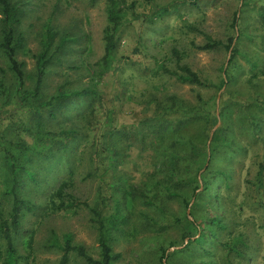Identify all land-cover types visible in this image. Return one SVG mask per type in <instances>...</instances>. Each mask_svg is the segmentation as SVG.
I'll return each instance as SVG.
<instances>
[{"label":"rangeland","instance_id":"374dc122","mask_svg":"<svg viewBox=\"0 0 264 264\" xmlns=\"http://www.w3.org/2000/svg\"><path fill=\"white\" fill-rule=\"evenodd\" d=\"M10 1L29 92L0 48V209H16L18 264H58L67 235L100 259L98 221L120 255L111 264H161L163 249L166 264H264V0H126L137 17L128 12L103 75L105 0ZM48 22V55L67 41L33 96ZM208 37H232L231 48L196 47ZM178 65L212 87L167 73ZM167 161L182 182L166 180ZM64 181L73 203L56 210ZM66 264L86 262L70 251Z\"/></svg>","mask_w":264,"mask_h":264},{"label":"trees","instance_id":"16d2710c","mask_svg":"<svg viewBox=\"0 0 264 264\" xmlns=\"http://www.w3.org/2000/svg\"><path fill=\"white\" fill-rule=\"evenodd\" d=\"M106 3V21L107 25L103 32V54L100 59L96 62L100 75L106 73L112 67L114 60L116 59V46L119 31L122 27V24L126 20V16L129 11H131V15L133 17H137L135 12L132 9V4H128L126 0H105ZM0 12H1V21L3 23L2 27V40L0 43V48L7 58L10 66V70L14 73L16 79L18 80V88L22 91V93H28L29 91L24 89V71H23V63L19 62L16 58V51L19 48H22L24 37L21 33L17 32L16 25L20 22V14L18 8L11 3L10 0H0ZM238 16L235 13L232 20V27H236ZM54 32L51 30L49 22L44 26L42 44V51L34 55L36 60V75H35V84L31 94L36 96L43 83V78L46 73L48 66L52 63V61L58 59L57 54H60L61 49L67 39L62 38L57 45V47L48 55L50 48L52 47L54 40ZM233 38L229 37L227 43L220 40H212L208 37V41L201 45L196 46L199 49H212L218 46H224L227 50L231 48ZM235 50V49H234ZM174 55L179 57V53L174 50ZM171 75L177 77L180 82H187L190 84H196L202 87H212V84L207 82V80L202 79L198 76V74L193 71L190 67L186 65H178L176 71H168ZM84 91L73 92L74 95H81ZM199 97V95H198ZM147 128L148 131L157 130L160 131L162 129H166L169 123L163 120L160 124H149L146 122H142ZM176 130V128H173ZM140 131H144L141 129ZM71 136V133H66ZM66 138V137H65ZM63 138V139H65ZM164 155V154H163ZM7 160L8 168L12 169L11 173H14L15 163ZM171 163H176L178 159H174L173 157L169 160ZM166 162V180L171 182H182L181 174H183V170L181 171L179 168L175 167V165ZM261 168H264V162L261 163ZM68 182V181H67ZM67 182H62L57 187V189L50 194L49 204L52 208L59 210H68L72 206L73 197L66 193L65 188L67 187ZM162 182V181H159ZM199 185L196 184L192 190V194L195 193L196 189H198ZM182 199H185V196H182ZM184 197V198H183ZM15 204L19 203V200L15 199ZM187 202V201H186ZM93 213L97 215V211L93 210ZM16 209H13L10 213V218L6 219L3 217V211L0 209V238L4 240V252L2 258L0 259V264H18L19 255L17 254L16 247L12 237V231L14 228L16 229L19 222L17 219ZM99 228V238L98 243L100 247V259H93L89 254H87L85 248L82 245H73L71 244L70 236H66L64 240V244L62 247V256L58 262V264H66L68 261V253L70 251H75L80 257H82L86 264H111L119 259L120 255L118 253H113L111 247L109 245V235L106 234L103 229L102 222L98 221ZM200 240V237L196 238L195 243ZM189 242L185 245L188 247ZM165 250L163 249L161 252V256L159 258L161 264L164 263L165 259Z\"/></svg>","mask_w":264,"mask_h":264}]
</instances>
